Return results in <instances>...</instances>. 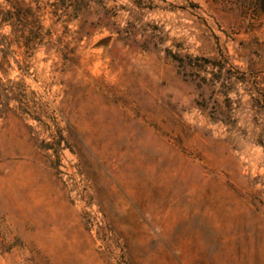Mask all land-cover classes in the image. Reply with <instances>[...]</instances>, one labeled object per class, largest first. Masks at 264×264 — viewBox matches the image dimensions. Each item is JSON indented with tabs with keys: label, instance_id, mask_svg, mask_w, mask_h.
Returning <instances> with one entry per match:
<instances>
[{
	"label": "rangeland",
	"instance_id": "374dc122",
	"mask_svg": "<svg viewBox=\"0 0 264 264\" xmlns=\"http://www.w3.org/2000/svg\"><path fill=\"white\" fill-rule=\"evenodd\" d=\"M0 264H264V0H0Z\"/></svg>",
	"mask_w": 264,
	"mask_h": 264
}]
</instances>
